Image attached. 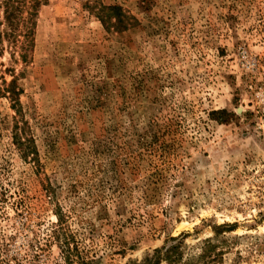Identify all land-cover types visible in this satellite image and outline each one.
<instances>
[{
  "label": "rangeland",
  "instance_id": "obj_1",
  "mask_svg": "<svg viewBox=\"0 0 264 264\" xmlns=\"http://www.w3.org/2000/svg\"><path fill=\"white\" fill-rule=\"evenodd\" d=\"M0 61L22 90L0 98V264H138L182 234L181 264L208 239L264 264V0H48L27 62Z\"/></svg>",
  "mask_w": 264,
  "mask_h": 264
},
{
  "label": "trees",
  "instance_id": "obj_2",
  "mask_svg": "<svg viewBox=\"0 0 264 264\" xmlns=\"http://www.w3.org/2000/svg\"><path fill=\"white\" fill-rule=\"evenodd\" d=\"M47 3L48 0H0V60L4 52V43H6L10 48H18V57L21 62H27L28 54L33 51L34 30L38 11ZM88 9L94 12L95 17L108 32L123 31L131 19L117 5L105 6L95 2L88 4ZM3 68L4 66L0 61V98L8 100L11 109L18 112L22 90L17 85V77L14 75V70ZM6 75L11 78L9 82L5 79ZM17 130L13 134L14 140L18 138ZM19 145L22 149V144L19 143ZM221 229L230 231L228 230V225L221 226ZM214 234H220V231H214ZM186 237V234H182L177 238L171 239L170 245L154 250L152 254L147 255L138 264L185 263L183 249ZM212 241L213 239H208L202 243L201 252L193 264H224L223 254L217 252L216 246ZM62 259L66 264H73L72 255L68 249L62 251Z\"/></svg>",
  "mask_w": 264,
  "mask_h": 264
}]
</instances>
